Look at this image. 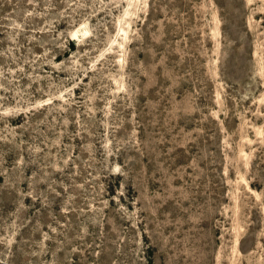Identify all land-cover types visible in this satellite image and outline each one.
Here are the masks:
<instances>
[{"label": "rangeland", "instance_id": "1", "mask_svg": "<svg viewBox=\"0 0 264 264\" xmlns=\"http://www.w3.org/2000/svg\"><path fill=\"white\" fill-rule=\"evenodd\" d=\"M0 264H264V0H0Z\"/></svg>", "mask_w": 264, "mask_h": 264}]
</instances>
